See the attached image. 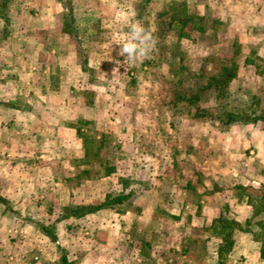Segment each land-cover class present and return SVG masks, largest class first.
<instances>
[{
  "label": "crops",
  "instance_id": "obj_1",
  "mask_svg": "<svg viewBox=\"0 0 264 264\" xmlns=\"http://www.w3.org/2000/svg\"><path fill=\"white\" fill-rule=\"evenodd\" d=\"M13 1L0 11V264L25 259L30 225L52 241L40 223L73 264H264V125L190 126L180 115L159 125L139 91L147 70L183 60L180 33L203 32L185 26L161 40L158 13L187 4L203 18L215 0H141L144 11L133 0ZM133 22L158 40L126 68L117 43ZM118 193L127 197L71 212ZM154 226L169 247L153 246Z\"/></svg>",
  "mask_w": 264,
  "mask_h": 264
},
{
  "label": "rangeland",
  "instance_id": "obj_2",
  "mask_svg": "<svg viewBox=\"0 0 264 264\" xmlns=\"http://www.w3.org/2000/svg\"><path fill=\"white\" fill-rule=\"evenodd\" d=\"M133 1H136L135 4L139 3L138 7L143 11L149 6L141 0ZM13 2V0H8L6 3L8 7L6 6L5 8L11 9ZM214 4L215 9L212 7L213 10L209 11L206 8L204 10L206 17L198 20L203 32H194L192 30L193 34L187 33L188 37L181 41L183 46H181L180 52L183 53V60L180 63L174 67L158 63L151 71L147 70V76L142 74L139 91H141L142 95L145 91L144 94L151 95L150 100L154 103L152 108L155 113L157 112V123L159 125H161L163 119L170 118L176 122L177 115H180L184 118V124L182 125H209L211 120L218 126H224L217 119L210 118L208 115L204 117L191 116V113L185 106V102L174 97L176 89L181 91L183 87H189L188 85L193 88V90L190 89L188 91L194 92V89H197V85L206 83L207 75H218L222 71L221 66L224 64L235 63L237 65L235 76L225 86L229 97L225 99L218 97L216 99L215 93L217 87L212 85L200 92L197 91L198 98L196 105L204 108L209 107L211 110L219 109L224 105L236 111L250 112L251 115L264 111V6L260 3L258 4V8L257 6H253L250 9L249 6H246L245 9L242 4L226 3V1L222 2L221 0H215V2H212V6ZM185 7L186 13H188V5L186 4ZM1 9L2 7H0V11ZM225 10L230 12V14H226L227 11ZM10 23L13 22L8 21V24ZM172 34L173 31H170L168 37H172ZM176 73L181 74L180 76L183 77L187 74L192 76V78L189 80L184 78V81L178 84V86H172L171 84L178 79ZM139 91H137V94ZM227 100L229 102L226 104L225 101ZM190 107L192 108V106ZM231 125L260 127V125H264V120H237ZM175 165L177 168L178 165L186 168L185 164L181 162ZM14 212L16 213H11V219L15 218L14 221H16L17 216L20 214L17 211ZM64 212L63 210L60 213ZM41 225V223L40 225L37 224V227L45 230ZM160 228L159 226L152 227L148 235H151L152 239L155 240L153 243L154 247L165 249L170 244L167 241H161ZM47 229L50 230L51 227L48 226ZM188 229L185 227L184 231ZM140 231L138 232L139 234H136L138 237L137 245L140 248L139 250H147L150 246L143 241L142 234L145 232ZM260 231L262 232L261 235H264V226ZM190 232L196 234L198 231L190 229ZM239 232V230L235 231V233ZM26 233L30 236V240L25 242L24 246L26 248L23 246V250L26 252L25 259H16L12 262L13 264H62L60 259L61 254H65V251L67 252L66 247L62 246V242H53V240L37 236L38 232L36 233L31 225L26 230ZM132 237L133 235L130 238ZM61 240L65 241L67 239L63 237ZM129 243L131 246H134L133 250H138L136 248L137 245H134L133 241L130 240ZM82 247L80 245L77 250H73L75 254L80 253V255H83L82 251L85 249ZM128 248L127 246L122 247L120 242L114 246L115 252L118 253L117 255L125 254L129 250ZM93 258L94 260H98L97 256ZM113 261L114 259H111V262ZM185 261L179 260V264H185ZM187 264H194V262L187 260Z\"/></svg>",
  "mask_w": 264,
  "mask_h": 264
},
{
  "label": "trees",
  "instance_id": "obj_3",
  "mask_svg": "<svg viewBox=\"0 0 264 264\" xmlns=\"http://www.w3.org/2000/svg\"><path fill=\"white\" fill-rule=\"evenodd\" d=\"M6 3H7L6 0H0V7L2 8L5 7ZM183 11H184V8L182 6H178L177 4H171L167 11L165 12L161 11L158 13V16H156L157 19L155 20L157 22L156 25L158 26L157 35H160L159 38H161V40L165 38L167 31L172 30V29H174L175 31L177 30L183 31V28L187 26L190 29L202 30L200 22L198 23V20L202 18L195 19L193 15L188 16L187 13L183 14ZM168 13L170 15H168ZM182 34H187V32L180 33L179 36H181ZM236 67L237 65L235 63L222 65L221 66L222 71H220L218 75H207L206 83H202V84L200 83L199 85H197L196 86L197 89H194L195 93L188 91L190 89L193 90V88L190 87V85H188L189 87H186V88L183 87V90L181 91H179L178 89H176L175 91L173 90L175 99L183 100L185 102V106L188 108L189 112L194 117H201V116L204 117L208 115L210 116V118L217 119L223 125H230L232 122L237 121V120H244V121L246 120L253 121L256 119L264 120V111L258 114L256 113L254 115H251L250 112L247 113L245 111H236L234 109L227 108L224 105H223L224 107L222 106L216 110H211L209 107L204 108L200 105H196V100L198 98V92L212 85L217 87L216 93H215L216 99H218V97H220L221 99L228 98L229 93L225 86L227 85L228 81L235 76L236 71H237ZM176 74H177L178 79L177 81L171 84L172 86L173 85L178 86V84L184 81V78L186 80H189L192 78V76L187 75V74L184 75V77L180 76L181 74L179 73H176ZM193 75L195 76V74ZM228 102L229 100L225 101L226 104ZM190 106H192V108ZM126 197H127V194H124V193L114 194L97 204L78 205L71 212L75 214H79L85 211H91L101 206L111 204L113 202H120ZM0 200H3V198L0 197ZM262 201L264 203V185H263ZM47 226L48 225H44V224L41 225V227L45 229L47 233L50 234V238L52 240L55 239V237L50 233V230L47 229L48 228ZM229 243L230 242H227L226 245L229 246ZM60 259H61L62 264H73L72 261L67 259L65 254H61Z\"/></svg>",
  "mask_w": 264,
  "mask_h": 264
},
{
  "label": "clouds",
  "instance_id": "obj_4",
  "mask_svg": "<svg viewBox=\"0 0 264 264\" xmlns=\"http://www.w3.org/2000/svg\"><path fill=\"white\" fill-rule=\"evenodd\" d=\"M128 29L124 41L117 43L120 45L118 54L124 57L126 68L134 67L138 62L149 58L156 44L152 31L141 23L133 22Z\"/></svg>",
  "mask_w": 264,
  "mask_h": 264
}]
</instances>
